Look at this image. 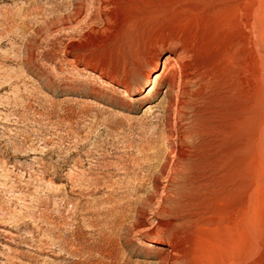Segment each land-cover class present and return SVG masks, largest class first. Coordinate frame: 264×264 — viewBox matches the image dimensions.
<instances>
[{
  "label": "rangeland",
  "instance_id": "obj_1",
  "mask_svg": "<svg viewBox=\"0 0 264 264\" xmlns=\"http://www.w3.org/2000/svg\"><path fill=\"white\" fill-rule=\"evenodd\" d=\"M168 53L176 86L145 95ZM176 174L183 226L155 208ZM131 203L171 225L124 238ZM147 236L264 264V0H0V264H157Z\"/></svg>",
  "mask_w": 264,
  "mask_h": 264
},
{
  "label": "bare ground",
  "instance_id": "obj_2",
  "mask_svg": "<svg viewBox=\"0 0 264 264\" xmlns=\"http://www.w3.org/2000/svg\"><path fill=\"white\" fill-rule=\"evenodd\" d=\"M80 14H81V9L78 7H74L72 10V13L70 15H68V17L62 18V20L64 23L71 24L72 22H74L75 20H77L79 18ZM179 61H177V59L172 54L168 53L163 57L162 63H161V69H160V67H158L160 65V59L157 57L154 60V62H152L151 66H150V70L148 71L147 75L145 76V80H148L149 76L152 73H156L152 79V85L147 88L145 95H149L153 91H155L160 83H166V85L168 86V89L172 90L176 86V81H178L177 80L178 75H180V73L182 72V64H180ZM101 82L104 83L105 85H108L111 87V86H113L114 80L101 79ZM179 82H180V79H179ZM138 93H140V92H137V94ZM190 183L191 182L188 181V178H186L183 174L174 175V190H173L174 192L172 193V194H174V199L172 201L171 207L170 208H164L161 206L162 205L161 202L158 203V205L155 207L158 210L159 214H162L165 216H170L171 218H174V220L186 219L187 221L182 222L181 226L190 224L188 219L190 218V216H192V214H189V213L187 215L185 210H184L188 206V204H190L189 196L192 195V192L190 190L192 188V186L190 185ZM157 187L158 186H156V184L153 185L154 190H157ZM159 189H161V191L163 193H165L167 187H166V185H163ZM152 197H153V195H149L144 200L145 202H147L148 207H151V205H152L151 204L153 201ZM161 198H162V196H161ZM160 200H162V199H160ZM192 202H194V201H192ZM129 205L134 206V209H131L132 207L124 209V210L122 209L123 212L117 213V216H115L116 214L112 213L113 212L112 208H111L112 210L106 209L107 210L106 212H108L106 214H111V213L114 214V219L109 221V224H111L113 227H115L116 230L122 231L123 232L122 236L124 238L127 236V232H128V230L125 233L123 231L126 229L125 226L123 225L124 221H126L127 219L129 220V218H132L135 216H138L139 219L133 225L134 234H142L145 231H148L151 229H154L155 231H159L162 229H166V228H168V226L171 225L170 223L164 224L159 220L152 222V220H150V218H147L148 216L146 217L143 215L144 213L142 211V208L137 207L135 203H131ZM191 206H188V207L190 208ZM148 210H149V208H148ZM187 210H188V208H187ZM96 227L98 228L97 229L98 237L101 239V237L103 235V229H104L101 222L97 221ZM190 227H191V225H190ZM111 231H112V229H111ZM143 239L146 242H148L147 247L153 248L154 250H156L157 260H158L157 264H190V260L188 259V256H187V254L189 252L187 250L188 247L184 246V247H178L177 248V247L173 246L169 241L161 240L158 237H150L149 238L147 236V237H144ZM198 258H200V257H198ZM202 258H204V257L202 256ZM208 258H209V256H208ZM205 259H207V258H205ZM195 262H196V260H195Z\"/></svg>",
  "mask_w": 264,
  "mask_h": 264
}]
</instances>
